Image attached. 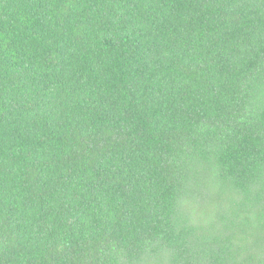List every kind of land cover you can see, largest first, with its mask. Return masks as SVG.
Segmentation results:
<instances>
[{
	"label": "trees",
	"instance_id": "16d2710c",
	"mask_svg": "<svg viewBox=\"0 0 264 264\" xmlns=\"http://www.w3.org/2000/svg\"><path fill=\"white\" fill-rule=\"evenodd\" d=\"M0 264H264V0H0Z\"/></svg>",
	"mask_w": 264,
	"mask_h": 264
}]
</instances>
